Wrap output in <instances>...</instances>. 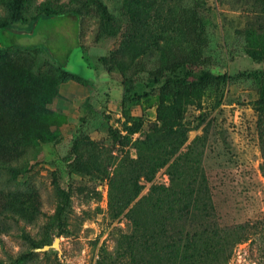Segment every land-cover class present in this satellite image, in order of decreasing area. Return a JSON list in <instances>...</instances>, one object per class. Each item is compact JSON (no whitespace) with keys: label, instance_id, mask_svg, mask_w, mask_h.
Instances as JSON below:
<instances>
[{"label":"rangeland","instance_id":"obj_1","mask_svg":"<svg viewBox=\"0 0 264 264\" xmlns=\"http://www.w3.org/2000/svg\"><path fill=\"white\" fill-rule=\"evenodd\" d=\"M14 1L0 0V22L12 25L0 40L17 45L0 50V264H127L123 233L130 222L109 209L110 178L125 154L137 157L135 139L167 101L146 84L147 69L164 60L167 45L179 44L180 2L194 0H148L147 19L138 14L137 23L124 11L131 0H21L20 18L12 17ZM100 2L117 19L103 18ZM203 3L212 62L195 74L205 68L231 78L219 88L184 93L182 148L194 142L215 219L244 227L245 238L225 264H264V113L255 108L258 84L242 74L264 69V61L242 50L264 43V0ZM50 8L63 12L34 25ZM127 32L155 44L132 59L123 46ZM33 45L41 48L26 47ZM127 79L142 97L124 104ZM133 122L141 126L127 145L113 141L111 130L124 135ZM74 159L87 170L71 169ZM153 182L169 183L166 166L150 180L139 177L129 206ZM56 237L58 247L39 249Z\"/></svg>","mask_w":264,"mask_h":264},{"label":"trees","instance_id":"obj_2","mask_svg":"<svg viewBox=\"0 0 264 264\" xmlns=\"http://www.w3.org/2000/svg\"><path fill=\"white\" fill-rule=\"evenodd\" d=\"M13 18L22 16V1L15 0ZM148 0H131L124 6L133 23L137 15L145 21L143 11L151 6ZM203 0H194L192 5L180 2L177 17L179 44L164 50V60L153 68H148L146 84L167 101L160 104L156 120L147 133L135 139L136 158H126L125 154L113 170L110 178L109 209L113 216L123 215L129 219V231L123 233V242L129 251L127 264H225L235 246L245 238L242 224L221 225L215 219V206L212 200L209 179L200 172L201 161L192 155L197 153L193 143L182 148L187 141L188 128L184 121V93H192L209 87L219 88L230 78L228 73L215 74L203 68L195 74L194 68L211 64L212 58L206 54L208 38L200 9ZM102 17L117 19L100 2ZM77 12V10H75ZM57 9L40 13L34 25L43 18L62 14ZM145 13V14H146ZM33 26V25H32ZM31 26V30H33ZM12 29V25L0 22V31ZM130 32V31H129ZM125 34L124 45L129 56L134 59L150 48L153 42L134 39ZM17 46L4 44L0 40V50ZM39 50L40 46H26ZM242 50L254 61H264V43L261 48L243 45ZM258 84V98L255 108L264 113V69L242 73ZM123 102L141 98L133 79L124 81ZM140 124L126 125L127 133L111 130L113 141L127 145L131 135L137 132ZM196 142V140H195ZM79 137L74 140L73 153H78ZM73 170L86 171L85 161L74 159L69 163ZM166 166L168 184L152 183L149 191L140 196L132 206L130 202L138 195L137 181L140 176L150 180L156 172ZM264 174V163L261 164ZM136 188L131 198L125 193Z\"/></svg>","mask_w":264,"mask_h":264},{"label":"water","instance_id":"obj_3","mask_svg":"<svg viewBox=\"0 0 264 264\" xmlns=\"http://www.w3.org/2000/svg\"><path fill=\"white\" fill-rule=\"evenodd\" d=\"M59 237H56L54 241L51 244H44L42 247H40V250H47L50 247H58L59 246Z\"/></svg>","mask_w":264,"mask_h":264}]
</instances>
